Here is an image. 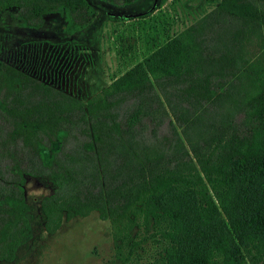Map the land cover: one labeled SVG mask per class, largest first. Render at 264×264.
<instances>
[{
    "label": "trees",
    "instance_id": "1",
    "mask_svg": "<svg viewBox=\"0 0 264 264\" xmlns=\"http://www.w3.org/2000/svg\"><path fill=\"white\" fill-rule=\"evenodd\" d=\"M184 6L193 22L179 36L194 55L181 70L152 68L85 102L0 60V262L31 238L28 176L54 185L39 200L44 234L95 212L109 222L119 264L159 239L173 243L162 249L164 264H264V250L241 254L234 243L210 241L214 200L231 188L236 238H264V0ZM10 8L32 29L46 14L64 16L66 33L96 14L88 0H0ZM174 186L193 190L204 225L182 218L184 228H173L181 214L162 208L160 196Z\"/></svg>",
    "mask_w": 264,
    "mask_h": 264
},
{
    "label": "rangeland",
    "instance_id": "2",
    "mask_svg": "<svg viewBox=\"0 0 264 264\" xmlns=\"http://www.w3.org/2000/svg\"><path fill=\"white\" fill-rule=\"evenodd\" d=\"M88 1L95 17L72 33L63 31L65 17L57 13L46 14L43 25L32 29L18 25L12 16L14 8L0 9V60L85 102L112 82L121 86L149 77L152 68L179 71L194 55L179 36L193 22L192 16L183 14L185 0H136L119 6L103 0ZM212 6H204L195 18ZM53 187L47 179L25 177L23 191L29 206L31 238L17 249L13 261L0 264H119L113 255L109 222L100 220L95 212L64 221L52 235L43 233L39 200ZM231 189L214 200L218 212L210 218V241L218 239L227 247L234 243L241 254L252 246L264 250V238L248 243L245 238L249 231H244L240 242L232 231L230 219L235 213L232 215ZM160 201L162 208L180 212L171 223L175 230L184 228L182 218L206 223L204 218L196 219V196L189 187L168 188L162 191ZM172 245L168 239L144 243L130 264H164L162 249L171 251Z\"/></svg>",
    "mask_w": 264,
    "mask_h": 264
}]
</instances>
